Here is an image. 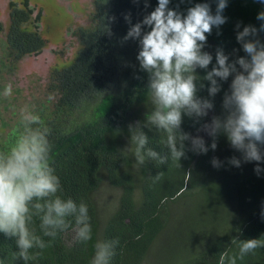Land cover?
Masks as SVG:
<instances>
[{
    "label": "trees",
    "instance_id": "trees-1",
    "mask_svg": "<svg viewBox=\"0 0 264 264\" xmlns=\"http://www.w3.org/2000/svg\"><path fill=\"white\" fill-rule=\"evenodd\" d=\"M202 2H209L215 13L216 0H171L169 7L185 11ZM156 6L157 0H149L148 8L144 7L143 0L140 3H133V0H94L90 25L76 32L80 48L74 60L67 66L54 69L49 75L47 93L51 109L40 114L52 130L49 137L52 166L61 179L64 196L88 204L92 240L82 245L74 238L69 240L74 231L61 233L29 264H90L95 243L114 238L119 239V245L112 264H143L169 225L171 203L179 201L191 190L197 193L208 191L221 199L229 196L238 202L241 211H246L245 203L248 202L259 203L260 206L244 221L233 217L229 230L214 240L207 251L183 264H219L223 253L237 251L233 239L264 235V163L260 165L259 174L254 171L252 162H242L240 167L229 164L231 157L241 158V154L224 136L218 138L215 151L209 149L207 154L188 151L187 158L180 161L181 166L169 160L165 165L148 162L138 167L132 151L126 149L129 145L128 125L142 121L152 106L145 88L147 74L140 71L136 60L138 42L129 40L121 43L129 28L124 15L131 13L135 24ZM261 11H264V4L257 0H228L223 12L227 22L220 29L213 28L204 51L213 44L216 50L222 47L230 59L245 55L236 40V25L240 24L239 30L246 25L259 28L261 21L256 17ZM41 19L42 11L35 14L28 0L10 2L7 62L16 64L24 57L36 56L43 51L47 40L40 33ZM261 39L264 40V33H261ZM234 49L238 51L234 53ZM210 54L213 62L208 70L215 64L216 51ZM197 74L203 77L205 70L197 69ZM227 82H222V91L214 98L215 108L202 123L210 122L213 115L221 113ZM204 83L205 89L198 93L201 97L208 96L207 82ZM199 126L187 117L182 124L184 131L193 136L199 134L210 145L211 137L202 131L198 133ZM148 135L149 146L166 154L167 149L161 143L163 133L152 130ZM9 146L11 144L0 149ZM225 148L231 150V157L217 172L207 175L210 158ZM234 167L236 171L230 172ZM104 177L121 189L122 195L119 209L101 233L93 194L101 187ZM15 250V241L0 234V264H23L22 261L11 260V253ZM237 264H264V248L248 254Z\"/></svg>",
    "mask_w": 264,
    "mask_h": 264
},
{
    "label": "clouds",
    "instance_id": "clouds-1",
    "mask_svg": "<svg viewBox=\"0 0 264 264\" xmlns=\"http://www.w3.org/2000/svg\"><path fill=\"white\" fill-rule=\"evenodd\" d=\"M143 2L148 8L149 0ZM257 2L264 4V0ZM170 3L171 0H157L155 9L135 24L131 13L124 15L129 28L121 43L138 42L136 60L140 71L147 74L145 88L152 106L142 121L128 125L126 149L132 151L138 167L148 162L165 165L169 160L181 166L188 151H215L218 138L224 136L241 154V158L233 156L228 163L240 167L242 162H255L254 171L259 174L264 163V11L256 17L261 21L259 28L246 25L239 30L240 24L236 25V40L245 55L230 59L218 47L215 64L208 70L213 56L204 51L207 37L213 28L220 29L227 22L223 12L228 0H216L215 13L209 2L195 3L185 11L170 8ZM197 69L205 70V75L199 76ZM230 77L221 113L202 123L215 108L214 98L222 91V82ZM204 81L207 97L198 94L206 87ZM11 95L12 85L6 84L0 96ZM13 111L17 113V135L11 146L0 149V234L15 241L11 260L29 264L69 230L74 231L76 243L86 245L92 240V225L88 204L63 194L61 179L51 162L52 130L36 106L26 103L18 108L13 106ZM185 117L200 125L198 133L202 131L211 137L210 145L199 134L193 136L183 130ZM152 130L163 133L161 143L166 154L149 146L148 132ZM211 163L216 168L222 166L216 157ZM232 243L237 244V251L223 253L219 264H237L264 248V235L233 239ZM118 245V238L97 241L90 264H112Z\"/></svg>",
    "mask_w": 264,
    "mask_h": 264
},
{
    "label": "rangeland",
    "instance_id": "rangeland-1",
    "mask_svg": "<svg viewBox=\"0 0 264 264\" xmlns=\"http://www.w3.org/2000/svg\"><path fill=\"white\" fill-rule=\"evenodd\" d=\"M23 1L0 0V92L6 84L12 85L10 97L0 96V148L12 144L17 135L18 120L13 106L18 108L27 103L34 104L39 113L50 111L47 93L49 75L54 69L67 66L74 60L80 48L76 32L90 25L94 12V0H28L35 14L42 11L39 27L47 45L39 55L27 56L12 64L6 58L9 4ZM205 51L214 53L215 45H208ZM230 82L231 78L227 88ZM230 151L225 148L214 154L213 157L222 162L221 167L231 157ZM213 157L208 164L209 176L220 169L212 165ZM252 163V167H256L255 162ZM235 171V167L230 170ZM121 195V189L114 187L106 177L93 194L101 233L119 209ZM248 203H245L246 211H241L238 202L229 196L221 199L208 191L197 193L191 190L179 201L171 203L169 225L154 243L143 264H183L194 259L229 230L233 217L241 222L256 213L260 204ZM74 235L71 234L70 241Z\"/></svg>",
    "mask_w": 264,
    "mask_h": 264
}]
</instances>
